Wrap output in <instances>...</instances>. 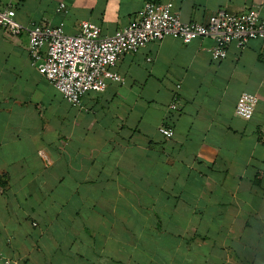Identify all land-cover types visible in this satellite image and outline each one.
Here are the masks:
<instances>
[{
	"label": "crops",
	"instance_id": "0c3cea01",
	"mask_svg": "<svg viewBox=\"0 0 264 264\" xmlns=\"http://www.w3.org/2000/svg\"><path fill=\"white\" fill-rule=\"evenodd\" d=\"M145 1L0 0V10L12 6L22 25L74 33L86 20L109 35ZM259 1L171 9L206 22ZM26 42L0 25V252L10 264H264L263 41L231 43L213 60L211 39L165 36L123 54V81L78 106L38 72ZM242 92L257 96L249 119L234 111Z\"/></svg>",
	"mask_w": 264,
	"mask_h": 264
},
{
	"label": "built area",
	"instance_id": "2783aa9c",
	"mask_svg": "<svg viewBox=\"0 0 264 264\" xmlns=\"http://www.w3.org/2000/svg\"><path fill=\"white\" fill-rule=\"evenodd\" d=\"M172 0H146L129 23L112 34L102 35L101 27L90 21H82L78 31L67 33L63 23L51 25L31 21L22 25L14 19L15 10L8 6L0 10V25L12 35L26 33V50L38 72L73 105H81L86 91H101L109 81H123L114 70L121 56L134 53L148 42L173 36L188 42L197 37L213 41L209 52L213 60L227 54L231 43L243 47L252 39L264 42V0L242 12L224 8L209 15L206 22L182 21L172 11ZM59 3V8H64ZM257 96L242 92L235 103V114L249 119L255 109ZM176 109L175 102L170 104ZM165 137L173 130L160 126ZM0 261L10 264L12 260L0 252Z\"/></svg>",
	"mask_w": 264,
	"mask_h": 264
}]
</instances>
